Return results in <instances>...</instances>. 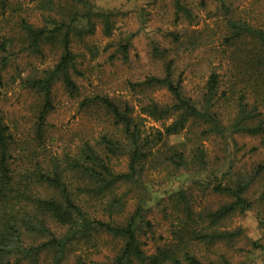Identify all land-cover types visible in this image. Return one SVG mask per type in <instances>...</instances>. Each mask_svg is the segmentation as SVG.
<instances>
[{
    "label": "rangeland",
    "instance_id": "obj_1",
    "mask_svg": "<svg viewBox=\"0 0 264 264\" xmlns=\"http://www.w3.org/2000/svg\"><path fill=\"white\" fill-rule=\"evenodd\" d=\"M50 1L52 9H48ZM84 1L85 6L64 0H6L5 10L0 8V118L16 140L12 160L16 174L20 167L28 168L26 161L63 164L65 154L72 156L82 142L96 145L101 136H114L112 121L103 111L81 105L94 95L127 102L139 117L144 135L152 138L157 131L163 132L177 119L176 113L170 110L168 116L156 119L140 109L150 100L169 106L170 95L157 87L142 91L138 84L161 76L163 64L173 60L174 79L180 76L183 96L200 111L207 108L219 129L199 119L187 120L178 134L163 137L156 145L139 186H117L102 196L78 198V203L91 217L115 225L127 223L139 206L135 231L146 258L160 247L181 243V264H187L185 254L204 264H264V134H242L236 122L237 98L244 93L237 81L238 68L257 43L249 37L235 38L231 27L239 23L264 31V0H223L224 6L218 0ZM88 7L89 22L81 17L70 35L74 60L69 73L77 91L69 93L61 80L54 83L52 108L43 135L37 137L43 98L23 83L52 69L63 49L58 34L30 47L20 23L50 30L53 20L68 21V12L87 17ZM212 74L219 76V88L207 103L206 83ZM232 82L234 92L228 90ZM242 103L252 116L257 113L249 97ZM172 151L184 156L185 169L164 161ZM200 153L203 164L193 163ZM109 166L116 173L124 172L127 158L112 157ZM239 182L246 186L243 196L249 208L208 225L205 215L232 200L213 193V185ZM73 183L81 186L76 179ZM37 190L42 197L50 194L42 187ZM114 198L119 202L108 208ZM187 208L191 217L186 215ZM120 247L116 238L91 232L87 241L75 245L65 264H72L75 256L112 264Z\"/></svg>",
    "mask_w": 264,
    "mask_h": 264
},
{
    "label": "trees",
    "instance_id": "obj_2",
    "mask_svg": "<svg viewBox=\"0 0 264 264\" xmlns=\"http://www.w3.org/2000/svg\"><path fill=\"white\" fill-rule=\"evenodd\" d=\"M64 1L70 5L85 6L84 0ZM218 1L224 6L223 0ZM6 3V0H0L2 10H5ZM52 5L50 1L48 9H52ZM176 5L177 8L180 7ZM88 9L87 17L79 16L77 12H68L66 15L68 21L53 20L54 26L50 30L34 28L25 21L20 23L21 29L30 40V47L36 48L47 37L58 34L61 36L63 49L58 63L52 69L46 71L41 78L26 79L23 83L24 87L39 92L43 98L42 108L37 114L35 127L37 137L43 135L45 120L52 108L51 91L54 83L61 80L69 93L77 91L69 73L74 60L70 50V35L81 17L88 21L91 12L90 7ZM104 22L107 25L106 20ZM88 27L91 33L93 27L90 25ZM231 27L235 38L242 40L249 37L252 42L257 43L238 68L237 81L244 88V93L237 98L240 110L236 122L241 126L239 132L242 134L259 137L264 134V118L260 119L264 115V31L239 23H231ZM154 51L157 52V49ZM125 52L126 48L123 53ZM174 72V61L170 60L163 64L161 76L149 77L142 84H138L142 91L157 87L170 95L173 103L169 106H161L150 100L140 109L142 113L156 119L168 116L170 110L175 112L177 119L164 127L163 132L157 131L152 138L144 135L139 117L134 115V109L127 102L94 95L85 98L81 105L84 108L94 107L103 111L112 121L116 133L114 136H101L96 145L89 141L82 142L72 156L65 154L63 164L57 160H50L43 166L40 162L26 161L28 168L20 167L19 174H16V168H12L16 140L0 118V264H41L48 260L49 264H65L75 245L87 241L90 233L96 231L121 241V247L112 264H144L145 259L147 264H181V243L160 247L156 254L146 258L135 231V217L141 215L139 206L127 223L115 225L91 217L77 200L105 195L117 186H139L143 167L155 154L156 145L163 137L178 134L184 129L187 120L199 119L210 123L215 131L219 129L217 120L207 108L200 111L194 103L183 96L181 78L178 76L175 80ZM218 88L219 76L210 75L206 83L207 103L215 98ZM235 88L236 84L232 82L228 90L234 92ZM247 97L255 105L252 111L257 113L253 116L247 110V105L242 103ZM116 156L127 158L126 171L121 173L112 171L109 163L112 157ZM201 160L202 153L195 155L193 163L197 161L202 163ZM164 161L174 168L187 167L180 152L172 151L169 156L167 152ZM16 177L20 180H16ZM74 179L80 181L81 186H74ZM17 185L19 189H15ZM40 187L50 194L40 196L37 190ZM245 188L243 182L232 185L214 184L213 193L229 196L232 200L205 215L209 220L208 225H213L235 211L247 210L250 205L243 196ZM178 197L181 198L182 193ZM117 202L119 200L114 198L107 207L112 209ZM186 215L192 216L189 208ZM184 261L187 264H204L187 254L184 255ZM72 264L102 263L75 256Z\"/></svg>",
    "mask_w": 264,
    "mask_h": 264
}]
</instances>
